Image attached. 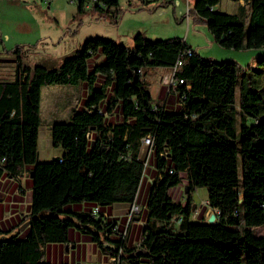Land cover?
<instances>
[{"label":"trees","instance_id":"1","mask_svg":"<svg viewBox=\"0 0 264 264\" xmlns=\"http://www.w3.org/2000/svg\"><path fill=\"white\" fill-rule=\"evenodd\" d=\"M75 1L76 15L87 12V2L99 19L118 10V0ZM243 1L247 14L244 4L236 13L214 9L219 0H195L188 14L204 21L223 47H264V0ZM17 51L19 76L0 80V171L15 176L31 166L32 203L26 237L0 239V264H50L42 260V245L68 240L72 229L86 231L103 252L128 264H264V235L242 220L250 206L264 204V78L255 84L234 60L204 58L182 38L149 39L141 32L132 46L91 36L55 66H29ZM178 56L174 77L184 83L178 108L168 110L152 99L144 78L148 68L171 66ZM256 63L264 66V54ZM98 76L99 86L91 87ZM82 80L90 87L84 107L51 127V144L63 153L39 161L41 86ZM115 103L122 119L106 122ZM146 135L152 145L144 165ZM147 167L155 170L145 204L149 217L139 245L127 246L98 206L134 202ZM182 172L187 193L207 188L208 205L219 211L214 222L191 221L190 197L182 205L169 196ZM79 203L93 205L75 208Z\"/></svg>","mask_w":264,"mask_h":264},{"label":"rangeland","instance_id":"2","mask_svg":"<svg viewBox=\"0 0 264 264\" xmlns=\"http://www.w3.org/2000/svg\"><path fill=\"white\" fill-rule=\"evenodd\" d=\"M194 2L195 0H119L118 6L120 4L121 7H118L115 17L111 18L107 14L99 20L91 18L88 22L81 23L80 14L72 16L75 4L70 0H51L49 3L47 0H0V78L12 81L19 76L16 70V54L13 53L15 48H18L17 53L29 66H55L64 55L72 53L91 36L100 35L132 46L133 37L138 32L146 38L157 39L183 38L189 31L190 37L199 44V54L202 57L218 61L234 60L240 66L241 72L247 73L255 84L263 81L264 66L258 65L256 59L264 54V47L237 50L219 45L204 21L196 19L192 12L189 16L186 14L187 8H193ZM243 4L244 13L247 14L249 5ZM237 5L236 0H219L215 9L236 13ZM87 14L91 15L92 11L88 10ZM155 78L157 80V75ZM156 80L151 83L149 74L145 75L144 82L149 92L150 88L157 87ZM74 86H77V90L80 89V84L71 83L41 86L43 121L38 140L40 156L44 159L41 161L51 159L56 153H63L60 146L51 145V135L46 124L49 120L66 121L68 111L64 109V104L71 96L67 97L65 92ZM238 94L237 87L236 102ZM157 96L154 93L152 99L157 101ZM176 108L178 106L174 109ZM147 175L149 167L143 172V177ZM180 175L182 181L168 190L169 196L183 204L191 196L192 205H199L206 188L187 193L184 191L187 183L185 173ZM242 220L255 234L264 235V204L250 206Z\"/></svg>","mask_w":264,"mask_h":264},{"label":"crops","instance_id":"3","mask_svg":"<svg viewBox=\"0 0 264 264\" xmlns=\"http://www.w3.org/2000/svg\"><path fill=\"white\" fill-rule=\"evenodd\" d=\"M51 0H49L50 2ZM75 4V10L73 11L74 16L76 14V1L70 0ZM48 2V3H49ZM119 3V0H118ZM243 0H238L237 4H243ZM91 2L85 4V9L89 10ZM237 5V6H238ZM118 7H121L119 4ZM215 9V7H214ZM88 10L86 13L80 15V22H88L91 18L94 20H99V13L92 11V14L89 15ZM189 10L186 14L189 16ZM189 31L186 36L182 39L188 43L192 48L196 49L200 54L199 44L192 39L189 35ZM102 55L98 56L100 59ZM146 74L150 76V82L156 80L157 75V87L155 89L150 88L151 96L158 95L157 101L159 104L163 105L168 110H173L175 106L179 104V94L177 91H169L168 86L165 85V81L169 77V68L168 67H151L146 70ZM155 74V75H154ZM163 75H165L163 79ZM99 76L91 84V87L99 86ZM1 81H7V79H1ZM80 84V89L77 90V86L67 89L65 94L67 98L64 104V109L68 111L67 119L68 121L71 117L73 110L82 108L84 101L89 93V85L86 80H82L78 83ZM166 86V88H165ZM41 91L40 89V125L43 121L41 114ZM79 92V93H78ZM59 95V94H58ZM80 95V97H78ZM57 96V95H55ZM100 105L106 110V105L101 102ZM56 107V105L54 104ZM106 122H116L122 119L121 111L118 103H115L108 113L104 116ZM57 121H47L46 128L51 131L53 123ZM38 127V138H37V149H38V160H44L40 156V151L38 148L39 140V129ZM51 143V138H50ZM52 145V144H51ZM59 147V146H57ZM62 154V153H61ZM61 154H54V156H60ZM52 157V158H53ZM51 158V159H52ZM50 160V159H49ZM30 167L25 165L15 176L8 174L6 171H0V239L9 238L10 236H15L18 238L26 237L29 232V221L28 217L31 213V203H32V177H30ZM155 176V170L152 167H149V175L142 177L140 185L137 190L135 197V202L141 206V210L138 214L133 216L132 220L127 223V211L130 207V204L123 201H115L109 205H100L98 209L101 214L106 216L107 220H113L116 222L117 231L122 232L126 225V237L125 242L127 246H137L139 239L141 237L143 226L146 222V199L149 194V188L151 182ZM205 186H195L192 191H196L198 188ZM171 187L170 189H172ZM206 188V187H205ZM169 189V190H170ZM116 195H120V192H116ZM191 202H193L190 196ZM208 191L206 188V193L201 200L199 205H192V214L190 216L191 221H207L206 218L211 213L214 212L213 208L208 205ZM177 202V201H175ZM142 204V205H141ZM184 205L183 203H181ZM93 204L91 203H79L74 205L75 208L79 209H90ZM201 211L197 215L199 209ZM174 227H177V222L173 223ZM116 235V234H114ZM117 237V235H116ZM42 260L50 264H128L125 260H114L112 256L108 253L103 252L96 243H94L88 233L84 230L72 229L68 240L66 241H51L45 242L42 245Z\"/></svg>","mask_w":264,"mask_h":264},{"label":"built area","instance_id":"4","mask_svg":"<svg viewBox=\"0 0 264 264\" xmlns=\"http://www.w3.org/2000/svg\"><path fill=\"white\" fill-rule=\"evenodd\" d=\"M47 1L49 2V0H47ZM188 9L189 8H187V10ZM108 14L111 16V12H108ZM191 51H192L191 48H187L184 51V53L187 54V55H189V54H191ZM181 64H182L181 56H178L177 59L175 60L174 64L171 65V66H168V68H169V77L164 82L165 85L168 86V90L169 91H171V90L177 91L178 94H179V97H180V92L178 90V87L180 85H182L184 83V81L181 78H179V79L175 78L174 77V73L179 68V66ZM164 77H165V75H163V79H164ZM186 88L188 89L189 88V85H186ZM179 100H180V98H179ZM83 107L84 106H82V108ZM88 111H91V109H88ZM151 145H152V136L146 135V136H144V137L141 138L140 156L144 159V165L147 164V159H148L149 154H150V151H151ZM59 160H61V159L59 158ZM140 210H141V206L139 204H137L135 201L132 202L130 204V207H129L128 211H127V223H129L132 220L133 216H135L136 214H138L140 212ZM213 210H214L213 214L215 215V219H216L217 215L219 214V211L216 208H213ZM97 212H98L97 207H94L92 209V214L93 215H97ZM208 217L209 216H207L206 220H208ZM175 221L177 223H179L180 218H178V219L176 218ZM116 228H117V226L115 225L113 227V229L115 230ZM126 230H127V225H126L125 229L121 232V238L122 239H125V237H126ZM139 242H140V239H139ZM139 242H138V245H139ZM119 253H120V251H119ZM112 258L114 260H119V258L116 259L114 256H112Z\"/></svg>","mask_w":264,"mask_h":264},{"label":"water","instance_id":"5","mask_svg":"<svg viewBox=\"0 0 264 264\" xmlns=\"http://www.w3.org/2000/svg\"><path fill=\"white\" fill-rule=\"evenodd\" d=\"M149 94H150V92H149ZM30 177H32V171H30ZM153 183V182H152ZM184 191L185 192H187V188H186V186H185V188H184ZM148 217H149V215L147 214V216H146V220L148 219ZM215 220V215L213 214V213H211L210 215H209V217H208V222H213Z\"/></svg>","mask_w":264,"mask_h":264}]
</instances>
